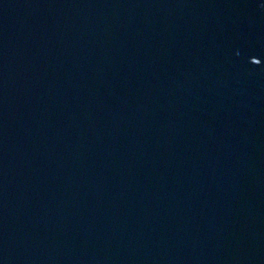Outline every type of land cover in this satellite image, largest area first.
Returning <instances> with one entry per match:
<instances>
[{
    "label": "water",
    "instance_id": "water-1",
    "mask_svg": "<svg viewBox=\"0 0 264 264\" xmlns=\"http://www.w3.org/2000/svg\"><path fill=\"white\" fill-rule=\"evenodd\" d=\"M0 264H264V0H0Z\"/></svg>",
    "mask_w": 264,
    "mask_h": 264
},
{
    "label": "snow or ice",
    "instance_id": "snow-or-ice-1",
    "mask_svg": "<svg viewBox=\"0 0 264 264\" xmlns=\"http://www.w3.org/2000/svg\"><path fill=\"white\" fill-rule=\"evenodd\" d=\"M252 63L258 65L260 63V60H252Z\"/></svg>",
    "mask_w": 264,
    "mask_h": 264
}]
</instances>
